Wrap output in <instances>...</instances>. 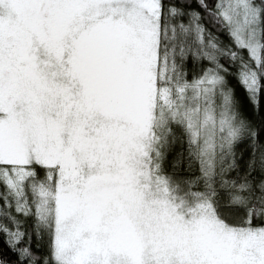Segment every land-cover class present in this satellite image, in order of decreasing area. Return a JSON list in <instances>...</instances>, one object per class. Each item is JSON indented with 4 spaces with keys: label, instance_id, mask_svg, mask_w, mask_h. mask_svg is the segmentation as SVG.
<instances>
[{
    "label": "snow or ice",
    "instance_id": "6c2138e0",
    "mask_svg": "<svg viewBox=\"0 0 264 264\" xmlns=\"http://www.w3.org/2000/svg\"><path fill=\"white\" fill-rule=\"evenodd\" d=\"M222 58L257 103L264 0H0V235L16 264H264V125Z\"/></svg>",
    "mask_w": 264,
    "mask_h": 264
},
{
    "label": "trees",
    "instance_id": "16d2710c",
    "mask_svg": "<svg viewBox=\"0 0 264 264\" xmlns=\"http://www.w3.org/2000/svg\"><path fill=\"white\" fill-rule=\"evenodd\" d=\"M183 2V0H181ZM216 0H208L209 7L214 6ZM192 7L197 9L201 16L203 17L202 23L208 30L212 33L214 37H216L219 43L224 45H231V37L229 36L227 30L223 25H214L209 21L208 14L203 9H199L196 3L192 4ZM189 20V16H184L179 23H187ZM233 50L235 47H233ZM241 55L245 60L248 59V54L246 51L242 52ZM221 63L225 64L226 67L230 70V75L228 76V80L230 82V86L234 89L235 96L241 104V111L243 117L255 128H260L264 125V93H261L258 96V101L255 104H252L248 99V93L244 86L239 83L237 73L239 69V64L232 63L230 60L221 59ZM204 66H208V62H204ZM187 145L185 144L184 148L186 150ZM257 147L261 150H264V131L260 132L259 142ZM176 150H180V145L176 146ZM237 160L239 162V169L237 171H233L230 176L232 178L243 177L246 169L247 162L252 154V146L251 141H249L247 135H242L241 139L237 142L235 146ZM259 153H257L258 155ZM257 175V173H254ZM0 190H2V186H0ZM11 214L16 216L21 222V230L27 231L28 233H32L34 218L32 217H24L20 214L16 213L14 207L11 209ZM3 223H8L7 220L2 221ZM11 227V225H10ZM7 237L0 235V253H3V259H5L8 264H16L18 259V253H14L11 248L6 243ZM28 240L25 238L24 245H27ZM31 251L33 254L41 259L48 257L50 255V245H49V236L48 234H44L41 238H37L33 236L31 239Z\"/></svg>",
    "mask_w": 264,
    "mask_h": 264
},
{
    "label": "rangeland",
    "instance_id": "374dc122",
    "mask_svg": "<svg viewBox=\"0 0 264 264\" xmlns=\"http://www.w3.org/2000/svg\"><path fill=\"white\" fill-rule=\"evenodd\" d=\"M237 99V98H236ZM237 101H238V99H237ZM238 103H239V105H240V109H241V104H240V102L238 101ZM241 114H242V111H241ZM242 116H243V114H242ZM44 234H47V232H44V233H42V235L40 236V237H37V238H41Z\"/></svg>",
    "mask_w": 264,
    "mask_h": 264
}]
</instances>
